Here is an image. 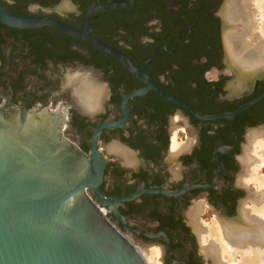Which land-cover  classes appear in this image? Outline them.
<instances>
[{"label": "flooded vegetation", "instance_id": "af4514ba", "mask_svg": "<svg viewBox=\"0 0 264 264\" xmlns=\"http://www.w3.org/2000/svg\"><path fill=\"white\" fill-rule=\"evenodd\" d=\"M232 1L0 0L15 14L89 26L132 65L144 63L141 79L83 37L0 20V107L62 119L63 135L86 154L99 126L121 121L96 138L106 159L101 189L113 199L152 187L167 192L144 191L119 201L117 212L104 207L133 243L157 245L161 264H205L198 213L245 225L244 204L257 200L243 182V159L247 135L264 128V96L229 115L264 91V66L250 71L252 63L227 47V34L239 29ZM83 82L94 86L92 107L78 97ZM146 87L124 109V98Z\"/></svg>", "mask_w": 264, "mask_h": 264}, {"label": "water", "instance_id": "95a60500", "mask_svg": "<svg viewBox=\"0 0 264 264\" xmlns=\"http://www.w3.org/2000/svg\"><path fill=\"white\" fill-rule=\"evenodd\" d=\"M0 20L20 28L51 26L83 37L143 79L144 63L132 65L121 52L94 37L89 26L77 30L47 16L15 14L1 2ZM147 88L126 96L124 109L127 97ZM263 96L264 91L229 116ZM119 123L99 126L86 154L63 135L62 119L40 109L0 107V264H146L133 242L100 209L109 204L117 212L119 201L144 191L167 192L152 187L117 199L105 195L100 183L106 159L95 142L102 128ZM220 221L228 227L241 225L238 217ZM200 253L207 261L201 249Z\"/></svg>", "mask_w": 264, "mask_h": 264}, {"label": "bare ground", "instance_id": "6f19581e", "mask_svg": "<svg viewBox=\"0 0 264 264\" xmlns=\"http://www.w3.org/2000/svg\"><path fill=\"white\" fill-rule=\"evenodd\" d=\"M248 1L245 0L244 2H242L241 7L237 10L236 13H238L240 16L243 15L244 17L246 16L245 13L248 14V12L251 15L253 14L252 11H254L255 5H252L254 3ZM259 5L264 6L262 4ZM245 8H248V12L245 11ZM260 41L261 40L257 41V35H254V39L250 41L246 40L243 37L242 40L240 37H237V41H234L238 46L241 45V46L251 47L249 48L250 49L249 51L245 52L246 55L244 56L245 57L244 61L247 63L251 62L252 64L249 63L251 66L254 65L256 67V64L259 62V59H257L258 54L256 51L257 49H260V47H257V42L259 44ZM236 44L234 43V45ZM261 62L262 63L264 62L263 57L261 58ZM258 68L260 67H257L256 69L251 67L250 71L252 69L257 70ZM89 83L83 82L81 86L77 89V94L79 95L78 97H80L82 101H85V103H87L88 106L92 107L93 105L89 104L90 99L88 97V94H89V89H93L94 86L91 85V83L89 86ZM257 134L259 135L261 133H257ZM257 134L254 135L256 136ZM261 139H263V144H264V133L261 134V138L259 140ZM174 146L175 147L177 146L175 138H174ZM259 155L251 156L245 153L244 155L245 159L243 160L246 161V162L244 161L245 163L249 164L253 160V157L254 158L257 157L260 162L263 161L262 163H264V147L262 149V154L260 156ZM255 168L253 167L252 169L254 174H252L251 177L246 178L245 182L254 180L257 185V191L260 193L263 192L262 190H264V176L262 175L257 176V166ZM259 197H261V195L257 194V198ZM257 205L259 207H257ZM248 207L245 208V212L243 214V219L245 218L246 220L245 225L239 221L241 225L228 227L226 222L222 223L220 220L216 218L215 221H213L211 224L208 225L206 229L207 235L205 233L201 234V237H203L204 239V245L201 247V252L203 253L205 259H207V261L209 260L210 264H264V201L262 202L259 201L255 206L253 207L250 206L249 208ZM103 211L107 212L105 208H103ZM195 225L198 226V224ZM239 226H243V227H239ZM151 251H152V255L148 256L146 252L144 251L142 252V250L141 251L139 250L146 264L159 263L158 261L160 260L157 261L158 258L157 256H160L162 251H160L159 247H155V246L152 248ZM236 253L242 255V259L241 260L239 259L240 260L239 262H236V257H235Z\"/></svg>", "mask_w": 264, "mask_h": 264}, {"label": "rangeland", "instance_id": "374dc122", "mask_svg": "<svg viewBox=\"0 0 264 264\" xmlns=\"http://www.w3.org/2000/svg\"><path fill=\"white\" fill-rule=\"evenodd\" d=\"M229 1H231V0H228V2ZM244 1L245 0H234L232 2L235 3L234 5L241 7L242 2H244ZM248 2L254 3L252 5H255L254 6L255 9H254V11H252L253 14L252 15L249 14L248 8H245V11L248 12V14L245 13L246 16H244V17H243V15L240 16L238 13L233 14L232 21L236 22V24L239 23V25H238L239 29L238 30H232L227 34L226 44H227L228 48H229V46L233 47V53H231V51H230L231 55H236L238 58L244 57V55H246L245 52L249 51L250 50L249 48H251V47L241 46V45L238 46L236 44V42H234V41H237V37H240L241 40L243 37L246 40L250 41V40L254 39V35H257V41H259V40H261V41L259 44L257 42V47H260V49H257V51H256L258 54L257 59H259V62L256 64V68L261 67V66L263 67L264 62L263 63L261 62V58L262 57L264 58V10H261V9H264V6H260L259 4L264 5V0L263 1L262 0H255V1L249 0ZM261 7H263V8H261ZM228 8H229V6L227 3L226 9H228ZM226 13H227V11H226ZM260 15H261V17H260ZM260 18H262V19H260ZM228 39H229V41L230 40H233V41H230V43H227ZM234 43L236 45H234ZM257 65H259V66H257ZM251 67L255 68L254 65H252ZM257 133H261V134L264 133V128H258L256 130H252L247 135V143L245 146L244 154L247 153L251 156H254V155L258 156L259 154L260 155L262 154V149L264 147L263 139L259 140L261 138V134L258 135ZM254 134H257V135L255 136ZM262 162L263 161L260 162L257 157L256 158L253 157V160L249 163V168H247L246 173H243L244 175L242 174V176H245L243 178L244 183L245 184L247 183L246 185H248V186H246V189L248 191H251L253 189L254 192H256L258 195H261V197L257 198V200L248 198L247 200H249V201H246V203L244 204V209L248 206L249 207L255 206L259 201H261V202L264 201V190H262L263 192L259 193L257 191V185H256V182L254 180L245 182L246 178L251 177L252 174H254L252 169H253V167L255 168L256 166H257V176H259V175L264 176V163H262ZM255 170H256V168H255ZM257 207H259V206L257 205ZM203 208H204V206H203ZM197 216H198V219H197L198 223H200V226L203 227V229H201L202 231L201 230L199 231L200 232L199 235H198V231H196L198 246L202 247L204 245V239H203V237H201V234L205 233L207 235L206 229H207L209 224H211L213 221H215L216 217L215 216H208L207 214L201 215V213H198ZM206 235H204V236H206ZM133 244L138 245V250H140V251L142 250V252L143 251L146 252V254H148V256L152 255L151 250L154 246L158 247L157 245H152L153 247L152 246L147 247L148 245H144V244L138 243V242H135ZM160 256H161V254H160ZM160 256H157L159 258V259L157 258V261L160 260ZM235 257H236V262H239L242 259V255L238 254V253H236ZM158 262L159 263H157V264H161L160 261H158ZM204 262H205V264H210L209 260L204 261Z\"/></svg>", "mask_w": 264, "mask_h": 264}, {"label": "built area", "instance_id": "2783aa9c", "mask_svg": "<svg viewBox=\"0 0 264 264\" xmlns=\"http://www.w3.org/2000/svg\"><path fill=\"white\" fill-rule=\"evenodd\" d=\"M103 208H104V207H101L100 209H101L102 213L106 214V212L103 211Z\"/></svg>", "mask_w": 264, "mask_h": 264}]
</instances>
